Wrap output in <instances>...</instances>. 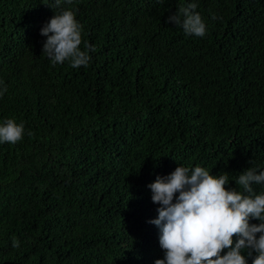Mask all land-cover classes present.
<instances>
[{
	"label": "trees",
	"instance_id": "trees-1",
	"mask_svg": "<svg viewBox=\"0 0 264 264\" xmlns=\"http://www.w3.org/2000/svg\"><path fill=\"white\" fill-rule=\"evenodd\" d=\"M190 2L203 37L166 22ZM61 7L96 49L87 67L42 52L54 0H0V124L25 128L0 143V264H154L157 176L199 165L239 190L245 169L264 170V0Z\"/></svg>",
	"mask_w": 264,
	"mask_h": 264
},
{
	"label": "clouds",
	"instance_id": "clouds-1",
	"mask_svg": "<svg viewBox=\"0 0 264 264\" xmlns=\"http://www.w3.org/2000/svg\"><path fill=\"white\" fill-rule=\"evenodd\" d=\"M54 3L59 11L40 29L46 37L42 52L53 65L68 61L72 68L87 67L89 53L96 49L86 42L83 50L80 47L83 26L76 19L77 9L61 7L72 0ZM196 8L197 3L190 2L166 22L180 26L186 35L203 37L207 28ZM6 92L7 86L0 81V96ZM24 133L23 122L6 119L0 124V143L16 144ZM235 183L239 190L227 187L228 173L213 175L199 165H180L167 176H157L148 185L152 202L160 205L150 223L160 229L164 256L154 264H248L249 258L251 264H264V191L257 193L253 188L264 185V170L249 167ZM19 246L14 239L13 247Z\"/></svg>",
	"mask_w": 264,
	"mask_h": 264
}]
</instances>
